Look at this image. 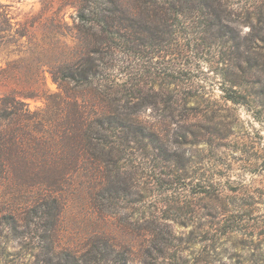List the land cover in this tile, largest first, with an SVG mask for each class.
Masks as SVG:
<instances>
[{"label":"rangeland","instance_id":"obj_1","mask_svg":"<svg viewBox=\"0 0 264 264\" xmlns=\"http://www.w3.org/2000/svg\"><path fill=\"white\" fill-rule=\"evenodd\" d=\"M78 1L0 0V92L46 95L24 98L30 119L10 126L24 153L0 177V264H97L92 243L121 253L101 264H264V0L160 11L158 39L106 45ZM122 3L130 24L153 27ZM88 44L101 58L94 110L125 105L141 131L100 172L78 156V97L51 75Z\"/></svg>","mask_w":264,"mask_h":264},{"label":"trees","instance_id":"obj_2","mask_svg":"<svg viewBox=\"0 0 264 264\" xmlns=\"http://www.w3.org/2000/svg\"><path fill=\"white\" fill-rule=\"evenodd\" d=\"M138 9L145 10L146 13L143 17L147 23L152 24L139 30L134 24H130L129 20L133 18L132 12L125 11L122 0H79L76 8V17L79 22L84 26L90 28H96L101 43L107 44L110 39L114 37L123 38L124 34H129L135 37L136 35L144 36L145 41H152L158 39V21L160 20L158 12H174L178 15L185 11L193 10H207L219 3V0H136ZM148 11L152 13L149 15ZM126 12V14H125ZM158 15L156 16V14ZM134 15V12H133ZM163 19V18H162ZM141 39V38H139ZM86 53L73 56L67 63L63 64L59 68L53 70L51 75L54 80L71 84L70 87L66 85L64 88L65 93H75V97L78 98L74 101L76 109H74L76 115V123L71 128V132L74 133V139L76 141V149L78 156L81 158V162H88L92 165L96 172H100L101 165L107 167L110 162L112 150L118 149L127 140V134L140 133L133 126V120L126 111L125 105H121V109L113 108V111L108 113L97 114L94 110L97 96L93 95L91 90H88V86L99 73V65L101 58L98 57L99 50L93 46H87ZM42 79L43 76H40ZM42 91L43 88H29L24 92H15L14 90H8L0 92V121L6 119L8 121V128L4 133L0 130V177L5 165H7L15 156L16 152L24 153L22 151V143L18 139L17 133L19 128L16 126L10 127L12 122L15 124L19 119H30L28 111L25 107L24 98L32 97ZM72 91V92H70ZM232 100L235 97L231 95ZM111 114V116H109ZM70 131V128H67ZM143 133V132H142ZM117 142V143H116ZM119 144V145H118ZM108 179V173L105 175ZM52 204L42 201L40 207H43L41 213L47 214L46 209L58 210L56 201L53 200ZM108 241H106L107 243ZM107 245V244H105ZM89 252H93L95 258L93 261L97 264L100 261L103 262H117L120 260L121 253L114 249H108L105 247H96L93 243L90 245ZM96 247V248H95ZM109 247V246H108ZM116 253L113 255V253ZM118 259V260H116ZM86 257L73 255L66 253L64 264H86L89 263Z\"/></svg>","mask_w":264,"mask_h":264}]
</instances>
